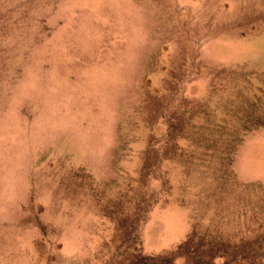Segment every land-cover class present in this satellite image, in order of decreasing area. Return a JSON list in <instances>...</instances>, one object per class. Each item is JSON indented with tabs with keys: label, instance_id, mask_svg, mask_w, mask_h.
Masks as SVG:
<instances>
[{
	"label": "rangeland",
	"instance_id": "obj_1",
	"mask_svg": "<svg viewBox=\"0 0 264 264\" xmlns=\"http://www.w3.org/2000/svg\"><path fill=\"white\" fill-rule=\"evenodd\" d=\"M244 260L264 0H0V264Z\"/></svg>",
	"mask_w": 264,
	"mask_h": 264
},
{
	"label": "trees",
	"instance_id": "obj_2",
	"mask_svg": "<svg viewBox=\"0 0 264 264\" xmlns=\"http://www.w3.org/2000/svg\"><path fill=\"white\" fill-rule=\"evenodd\" d=\"M180 249H181V248H180ZM259 249H260V248H258L257 250H255L254 253L258 254V253L261 251V249H260V250H259ZM241 254H242V252H241ZM178 257H180V256H178ZM178 257H177V258H178ZM216 257H220L221 259H223V256H221V255H219V256H215V258H216ZM224 259H225V257H224ZM259 259H261V258H259ZM262 259H263V258H262ZM262 259L260 260L261 262H262ZM174 260H175V259H173V262H174ZM261 262H260V263H261ZM260 263H259V264H260ZM244 264H255V263H253V262H251V261L244 260ZM257 264H258V263H257ZM261 264H262V263H261Z\"/></svg>",
	"mask_w": 264,
	"mask_h": 264
}]
</instances>
